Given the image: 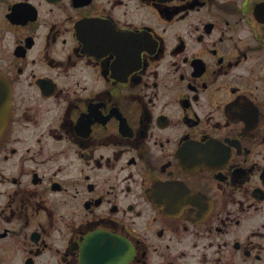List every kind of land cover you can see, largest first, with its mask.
<instances>
[{"label": "flooded vegetation", "instance_id": "af4514ba", "mask_svg": "<svg viewBox=\"0 0 264 264\" xmlns=\"http://www.w3.org/2000/svg\"><path fill=\"white\" fill-rule=\"evenodd\" d=\"M0 264H264V0H0Z\"/></svg>", "mask_w": 264, "mask_h": 264}, {"label": "water", "instance_id": "95a60500", "mask_svg": "<svg viewBox=\"0 0 264 264\" xmlns=\"http://www.w3.org/2000/svg\"><path fill=\"white\" fill-rule=\"evenodd\" d=\"M5 77L0 73V120H4L9 109V92Z\"/></svg>", "mask_w": 264, "mask_h": 264}]
</instances>
